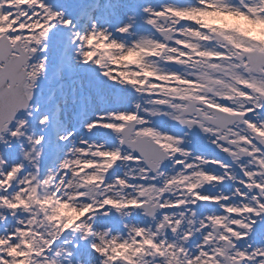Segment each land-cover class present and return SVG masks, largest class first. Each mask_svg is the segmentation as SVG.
I'll return each instance as SVG.
<instances>
[{"label":"snow or ice","instance_id":"1","mask_svg":"<svg viewBox=\"0 0 264 264\" xmlns=\"http://www.w3.org/2000/svg\"><path fill=\"white\" fill-rule=\"evenodd\" d=\"M262 27L264 0H0V264H264Z\"/></svg>","mask_w":264,"mask_h":264},{"label":"rangeland","instance_id":"2","mask_svg":"<svg viewBox=\"0 0 264 264\" xmlns=\"http://www.w3.org/2000/svg\"><path fill=\"white\" fill-rule=\"evenodd\" d=\"M179 2H182L183 0H177ZM264 35V32H263ZM48 70L46 71V74L44 77L41 78V81L38 83V87L34 91H38L39 88L43 87L45 89V94H47L48 91H50L52 88L56 86L59 81L53 80L51 84L47 82V76L50 75L54 71V66L56 64L55 56L54 54H50L48 57ZM88 65L78 66L76 68L75 72H68L67 70L63 73L64 81L68 84L75 83V86L78 88L81 81L87 82V80L90 78L89 74L87 73ZM94 67V66H93ZM110 83V82H109ZM93 104L95 105L97 111L100 110V108L103 105V102L101 100H93ZM83 131V130H80ZM210 186L205 185V188H208Z\"/></svg>","mask_w":264,"mask_h":264},{"label":"bare ground","instance_id":"3","mask_svg":"<svg viewBox=\"0 0 264 264\" xmlns=\"http://www.w3.org/2000/svg\"><path fill=\"white\" fill-rule=\"evenodd\" d=\"M166 2H171V3H182V2H179V1H177V0H166ZM263 32H264V27H262V29H261V34L263 35ZM210 155L212 154V153H209Z\"/></svg>","mask_w":264,"mask_h":264}]
</instances>
